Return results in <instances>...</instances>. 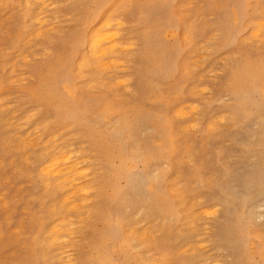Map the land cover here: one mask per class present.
Listing matches in <instances>:
<instances>
[{"label": "rangeland", "instance_id": "obj_1", "mask_svg": "<svg viewBox=\"0 0 264 264\" xmlns=\"http://www.w3.org/2000/svg\"><path fill=\"white\" fill-rule=\"evenodd\" d=\"M42 1L0 0V264H264V0Z\"/></svg>", "mask_w": 264, "mask_h": 264}, {"label": "bare ground", "instance_id": "obj_2", "mask_svg": "<svg viewBox=\"0 0 264 264\" xmlns=\"http://www.w3.org/2000/svg\"><path fill=\"white\" fill-rule=\"evenodd\" d=\"M41 1V3L43 4V1L42 0H40ZM47 1H49V0H47ZM46 1V3H48ZM26 2H27V0H26ZM39 2V1H38ZM44 2H45V0H44ZM50 5V4H49ZM42 7V6H41ZM40 9V8H39ZM38 11H40V10H38ZM39 13V12H38ZM46 14V13H45ZM34 15V14H33ZM35 16V15H34ZM33 16V17H34ZM35 18V17H34ZM36 21H37V19H39V17H37L36 16ZM45 20V19H44ZM41 20H39V22H40ZM47 21H48V18H47ZM50 21V20H49ZM105 21H106V19H105ZM53 22V21H52ZM260 22L261 21H259V23L258 22H255L256 24L258 23V25L260 24ZM42 23H44L43 21H42ZM254 23V24H255ZM41 24V23H40ZM113 24V23H112ZM117 24V23H116ZM115 24V25H116ZM119 24V23H118ZM252 24V23H251ZM108 24L107 23H103V21H102V19H97L96 21H95V23H94V30H93V32H92V35L90 34V37L92 38H90L91 40H89L88 41V43H87V45H88V48L90 47V49H93V51L92 52H94V50H97L96 51V53H95V56H97V58H99V61L101 60L102 62H103V58H106L105 56H107L108 54H109V52H111L110 51V49H113L112 50V54H114L115 52L117 53V54H119L118 52H117V50L119 49H117L116 50V48L119 46L118 45V37H119V35L117 34V33H113V34H111V32H107V31H103V30H105V28H107L108 26H107ZM40 27V26H39ZM116 27H118V26H116ZM257 27V26H256ZM262 27V26H261ZM262 28H264V27H262ZM41 29H43V28H41ZM262 31V30H261ZM261 33V32H260ZM259 35V34H258ZM249 36H250V34H249ZM252 36V35H251ZM262 36H264V34L262 35ZM253 37V36H252ZM89 38V37H88ZM254 40L256 39V38H253ZM259 39V38H258ZM262 39H263V37H262ZM262 41V40H261ZM260 41V42H261ZM105 42H112L111 44H109V46H112V47H110V48H108V46H106L105 45V47H104V43ZM259 44V43H258ZM121 48H123V47H121ZM120 48V49H121ZM90 49H88V51L90 50ZM124 49V48H123ZM123 49H121V50H123ZM114 50H115V52H114ZM128 50V49H127ZM91 52V53H92ZM121 52H123V51H121ZM111 54V53H110ZM109 54V55H110ZM116 55V54H115ZM88 56H90L91 57V54L90 55H88ZM83 58V57H82ZM101 58V59H100ZM80 59H81V57H80ZM84 59V58H83ZM82 59V60H83ZM92 59H96L94 56H93V58ZM92 59L91 60H87V61H89L90 63H93V61H95V60H93L92 61ZM81 60V61H82ZM86 60V59H85ZM85 60H83V63L85 62ZM112 60V59H111ZM115 59H113V61H110V64L112 63H115V61H114ZM97 62H98V59H97ZM104 62H107V61H105L104 60ZM78 63H79V60H78ZM81 63V62H80ZM79 63V64H80ZM86 63V62H85ZM100 63V62H99ZM98 63V65H100ZM116 63H118L117 61H116ZM120 63H122V62H120ZM89 64V63H88ZM94 64H97L96 63V61H95V63ZM93 64V65H94ZM84 64H81V66H83ZM85 65H87V64H85ZM91 66H92V64H90ZM105 65V64H104ZM107 65H108V62H107ZM114 65V64H113ZM95 67H96V69H97V67H100L101 69H102V66H96V65H94ZM93 66V67H94ZM77 67V66H76ZM79 68H80V66H78ZM89 67V66H88ZM105 67H106V65H105ZM103 68V69H106V68ZM100 68H98L97 70L99 71V73H98V71H97V73H96V75H98L99 76V74L101 75V69ZM122 68V67H121ZM12 69V68H11ZM78 69V68H77ZM95 69V70H96ZM69 70V67L68 66H65V71H68ZM108 70V69H107ZM79 71H80V69H79ZM13 72V71H12ZM101 72V73H100ZM103 72H104V70H103ZM103 74V73H102ZM85 75V74H84ZM96 77V76H95ZM101 77V76H100ZM63 78H64V80L66 79V75H64L63 76ZM97 78V77H96ZM92 82V81H91ZM118 83V82H117ZM91 84V83H90ZM119 84V83H118ZM52 92H54V93H57V88H56V86L54 87V88H52ZM209 92V91H208ZM9 109V108H8ZM180 109V108H179ZM176 110V114L180 111V113H178L177 115L179 116L180 114H181V112H183L182 111V109L181 110ZM111 110V108H108V111H110ZM191 113V112H190ZM182 115H183V113H182ZM181 115V116H182ZM184 116V115H183ZM56 137V136H55ZM23 138V137H22ZM30 141V140H29ZM18 144V143H17ZM36 145V144H35ZM42 145H44V144H42ZM16 149V148H15ZM58 149V148H57ZM24 151V150H23ZM55 151H57V150H55ZM66 151V150H65ZM60 153L59 154H55V155H53V156H51L49 159H47L45 162H43V164H40L41 166L40 167H42V172L41 173H43V179H44V182H45V184L44 185H46V186H49V187H51L52 189H54L55 191H58V192H60V194L62 195V206L63 207H68V209L69 210H71V209H76V207L78 206V205H74V203L75 202H73L72 201V199L74 200V198H72L73 196L75 197V195L76 194H81V193H83V190L85 191V189H86V187H85V189H84V185L82 186V183H81V181H80V179H81V177H83L84 175H85V173L86 172H83L82 170H84L83 168H80L79 167V164L77 163V162H75V161H77V160H72L71 159V157L72 156H70L69 154H66V153H61V151H59ZM70 151H68L67 153H69ZM72 153H73V151H71ZM70 152V153H71ZM50 155V154H49ZM48 155V156H49ZM45 157V156H44ZM47 157V156H46ZM74 162H72V161ZM42 162V161H41ZM81 162H83V161H81ZM82 169V170H81ZM41 170V169H40ZM41 173H40V175H41ZM88 176V175H87ZM86 176H84L83 178H85ZM7 179V178H6ZM82 180H84V179H82ZM46 188V187H45ZM49 189V188H48ZM50 190V189H49ZM48 190V191H49ZM88 190V189H87ZM86 190V191H87ZM5 191V190H4ZM47 191V192H48ZM89 191V190H88ZM52 192V191H51ZM81 192V193H80ZM85 194H86V192H85ZM60 195V196H61ZM59 196V197H60ZM76 196H78V195H76ZM1 197V196H0ZM61 198V197H60ZM59 198V199H60ZM61 200V199H60ZM59 200V201H60ZM56 201V200H55ZM84 201V200H83ZM57 202H58V200H57ZM61 202V201H60ZM80 203V202H79ZM59 204H61V203H59ZM263 205V204H262ZM57 206V205H56ZM53 208H56V207H54V205L52 206ZM62 208V207H61ZM57 209V208H56ZM60 209V208H59ZM65 209V208H64ZM63 209V210H64ZM192 209V208H191ZM78 210V209H77ZM208 210V209H207ZM209 211V210H208ZM52 212H53V210H52ZM189 212H191V211H189ZM199 212H200V210H199ZM60 214L61 213V211L60 212H57V214ZM52 215V214H51ZM62 217H63V215H62V213L60 214ZM59 215V216H60ZM58 216V215H57ZM193 216V215H192ZM196 216V215H195ZM62 217H60L61 219H62ZM255 217H258V216H255ZM197 218V217H196ZM64 219V218H63ZM62 219V220H63ZM57 220V219H56ZM61 220V221H62ZM65 221H66V219H64ZM68 221V220H67ZM51 222V221H50ZM55 223V222H54ZM58 223H60V222H58ZM192 223V222H191ZM51 224V226H53V224L52 223H50ZM57 224V223H56ZM55 224V226H53L52 228L50 227V225H49V228H51V231L49 230V228H48V230L50 231V233L49 234H47L48 236H49V244H53V243H55V242H57V240H58V238H59V234L61 233L60 232V224H58V225H56ZM190 225V224H189ZM193 225V224H192ZM62 229V228H61ZM66 230V229H65ZM48 232V231H47ZM67 233V232H66ZM65 233V234H66ZM61 234H64V233H61ZM67 234H69V233H67ZM144 237V236H143ZM66 238H69L68 236H66ZM46 239H47V237H46ZM62 241V240H61ZM65 242V241H64ZM60 246V245H59ZM187 248V247H186ZM183 250V249H182ZM62 251V250H61ZM60 251V252H61ZM66 253V252H65ZM69 253V252H68ZM67 253V255H70V254H68ZM209 254V253H208ZM63 255V254H62ZM67 255L65 256L64 255V258L65 257H67ZM61 258H63V257H61ZM69 258H71V257H69ZM68 260V259H67ZM59 261H60V259H59ZM65 261V260H64ZM70 262V261H69ZM61 263V262H60ZM61 264H65V263H61ZM67 264H69V263H67ZM205 264V263H204Z\"/></svg>", "mask_w": 264, "mask_h": 264}]
</instances>
